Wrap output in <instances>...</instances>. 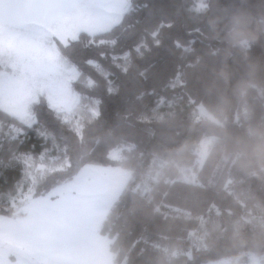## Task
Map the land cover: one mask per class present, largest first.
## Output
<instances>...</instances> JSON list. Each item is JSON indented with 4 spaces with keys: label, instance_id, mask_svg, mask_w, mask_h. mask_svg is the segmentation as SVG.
<instances>
[{
    "label": "trees",
    "instance_id": "obj_1",
    "mask_svg": "<svg viewBox=\"0 0 264 264\" xmlns=\"http://www.w3.org/2000/svg\"><path fill=\"white\" fill-rule=\"evenodd\" d=\"M80 47L92 64L64 58L77 72L76 119L43 95L30 105L31 126L0 110L2 129L24 133L0 131V215L11 214L28 161L48 166L35 198L84 166L119 168L131 180L99 229L115 264H264V0H130L108 30L82 32ZM197 107L210 118H194Z\"/></svg>",
    "mask_w": 264,
    "mask_h": 264
},
{
    "label": "rangeland",
    "instance_id": "obj_2",
    "mask_svg": "<svg viewBox=\"0 0 264 264\" xmlns=\"http://www.w3.org/2000/svg\"><path fill=\"white\" fill-rule=\"evenodd\" d=\"M108 1L106 15L100 16L95 12L106 10L104 5H93L94 11L89 25L91 34L108 30L115 25L130 2ZM202 6L194 8L199 9ZM55 40L62 43V39H52L44 49L26 51L22 65H17L15 58L9 61V48L13 46V41L7 30L0 44L3 69H12L0 71V110L27 126L34 123L30 105L39 95L46 98L51 108L63 114L65 120L70 121L79 116V96L71 88L77 72L60 56L54 44ZM25 82L30 83L27 89L24 88ZM193 116L196 119L210 118L201 107L195 109ZM0 131L14 138L21 136V131L13 126L2 129L0 125ZM211 141L212 138H204L198 144V168ZM125 149L128 148L111 151L110 157L113 160L121 159ZM47 168L42 163L34 167L28 161L22 171L19 195L12 204L13 210L8 216L0 215V255L11 259H25L35 264H115L114 254L109 251L112 240L101 235L99 229L111 206L131 180L130 173L119 168L87 165L69 182L35 198L33 192L36 179ZM149 172H156L154 166ZM180 172L183 180H194L195 174L191 168L181 167ZM148 189L146 181L137 183L134 187L141 194ZM98 243L102 249H106L108 244L109 256L81 255ZM208 264L230 263L221 260ZM247 264L260 263L254 256H249Z\"/></svg>",
    "mask_w": 264,
    "mask_h": 264
},
{
    "label": "snow or ice",
    "instance_id": "obj_3",
    "mask_svg": "<svg viewBox=\"0 0 264 264\" xmlns=\"http://www.w3.org/2000/svg\"><path fill=\"white\" fill-rule=\"evenodd\" d=\"M91 0H0V44L3 42L5 30L13 41L9 48V61L15 58L17 65H22L24 53L30 49H44L52 39H62L63 47L59 51L62 57L75 64L78 60L93 61L85 56L87 47H80V34L83 32L91 37L89 25L91 16L87 6ZM27 7L26 23H16L17 10ZM89 44H92L91 38ZM101 59L104 54H100ZM0 69H3V58L0 57ZM12 71L11 68L3 69ZM2 84V81H0ZM30 86L24 83V88ZM20 135H24L23 132ZM22 147V145H20ZM11 151V150H10ZM3 149H0V155ZM27 155V153H25ZM33 158H42L41 153H32ZM18 161L15 157L7 162V167H14ZM0 166L3 161L0 160Z\"/></svg>",
    "mask_w": 264,
    "mask_h": 264
},
{
    "label": "crops",
    "instance_id": "obj_4",
    "mask_svg": "<svg viewBox=\"0 0 264 264\" xmlns=\"http://www.w3.org/2000/svg\"><path fill=\"white\" fill-rule=\"evenodd\" d=\"M108 4H109L108 0H91V3L87 6V8L90 12V16H92L93 11H94L93 5H99V6L104 5L106 7V10L101 9L100 11H97V10L95 11L98 15L101 16V15L105 14V12L108 11L107 10ZM27 11H28L27 7H24V8L17 10L15 20H16V23L18 25L23 26L26 23L25 16H26ZM106 246H107L106 249H102L100 243H98L96 245V247H93L89 250H85V252H83L81 255H84V256L86 255L89 257H95V256L107 257V256H109L108 244H106ZM36 250H39V248ZM105 251H107V253H105ZM0 264H35V263H31L25 259H19V258L11 259L9 257H5V256L0 255Z\"/></svg>",
    "mask_w": 264,
    "mask_h": 264
}]
</instances>
